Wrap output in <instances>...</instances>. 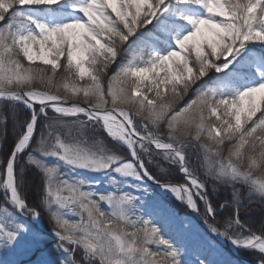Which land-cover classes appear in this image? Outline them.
Returning <instances> with one entry per match:
<instances>
[{
	"label": "snow or ice",
	"instance_id": "snow-or-ice-1",
	"mask_svg": "<svg viewBox=\"0 0 264 264\" xmlns=\"http://www.w3.org/2000/svg\"><path fill=\"white\" fill-rule=\"evenodd\" d=\"M193 216L264 264V0H0V252L231 264Z\"/></svg>",
	"mask_w": 264,
	"mask_h": 264
},
{
	"label": "rangeland",
	"instance_id": "rangeland-1",
	"mask_svg": "<svg viewBox=\"0 0 264 264\" xmlns=\"http://www.w3.org/2000/svg\"><path fill=\"white\" fill-rule=\"evenodd\" d=\"M155 194H156V196L161 197V193L159 191H156ZM161 198L164 199L167 203H169L171 205V203L169 201H171L172 199L170 197L162 196ZM171 207H173V206L171 205ZM174 210L180 215V213L176 209H174ZM180 216H182V215H180ZM192 219H193V224L198 229V231H196L192 234V243L190 244V248L193 251L196 249L197 246H206L209 242H211V243H214L215 246L218 249H220V251L222 253V255L220 257H211V258L228 260V261H231V264H242L241 262H238L237 260H235L234 257L231 256V254H229L225 250V248L223 247V241L224 240L217 239L215 236L208 233L206 229H205L206 230L205 231L194 217H192ZM42 221H43V224L45 225L46 229L48 231H51V229H48L44 219ZM33 227L37 229V224H33ZM50 243L54 244L55 240L52 239L50 241ZM41 251H42V249H37L36 251L30 252V253L17 252V253L5 254L3 252H0V262H3V261L13 262L14 261L15 264H32V262L35 261L37 259V257L40 255ZM240 252H242V251H239L238 255ZM192 257H193L192 255L189 256L190 259H193Z\"/></svg>",
	"mask_w": 264,
	"mask_h": 264
},
{
	"label": "trees",
	"instance_id": "trees-1",
	"mask_svg": "<svg viewBox=\"0 0 264 264\" xmlns=\"http://www.w3.org/2000/svg\"><path fill=\"white\" fill-rule=\"evenodd\" d=\"M9 142L11 141V138H12V136H11V128H9ZM33 180H34V178L33 177H29V183H32L33 182ZM224 195V193H220V196L222 197ZM170 203H171V205L174 207V209H176L179 213H180V215H182V216H187V215H190V213H188L187 211H186V209L181 205V204H179L178 202H176V201H174V200H171V201H169ZM241 215H242V217H243V213H241ZM260 209H259V207L258 206H256V205H253V211H252V213H251V220L249 221V222H252V223H254V224H258L259 223V221H260ZM43 219H44V221L46 222V225H47V227H48V229H51V224H50V222H49V219H48V217H47V215H45L44 217H43ZM202 227V226H201ZM203 228V227H202ZM204 229V228H203ZM205 230V229H204ZM206 231V230H205ZM223 247L225 248V250L229 253V254H231V252H230V250L227 248V247H225L224 245H223ZM231 256H233L232 254H231ZM234 257V256H233ZM193 259H194V257H192ZM234 259L235 260H237L238 262H241L240 260L241 259H246V260H250V261H252L253 259H254V254L253 253H250V252H245V251H242V252H240L239 253V259L238 258H236V257H234ZM242 263V262H241ZM243 264V263H242Z\"/></svg>",
	"mask_w": 264,
	"mask_h": 264
},
{
	"label": "water",
	"instance_id": "water-1",
	"mask_svg": "<svg viewBox=\"0 0 264 264\" xmlns=\"http://www.w3.org/2000/svg\"><path fill=\"white\" fill-rule=\"evenodd\" d=\"M191 215V214H190ZM194 217V216H193ZM195 218V217H194ZM196 219V218H195ZM197 221H198V223L205 229V227H204V225L198 220V219H196ZM37 229L38 230H40V231H42V232H44V233H49L50 231H48L47 229H46V227H45V225L43 224V221H42V223H40V224H37ZM223 245L225 246V247H227L229 250H230V252H231V254L234 256V257H236V258H238L239 259V255H238V252L239 251H242V250H236V249H234V248H232L226 241H223ZM243 264H252V262L251 261H249V260H246V259H241L240 260Z\"/></svg>",
	"mask_w": 264,
	"mask_h": 264
}]
</instances>
